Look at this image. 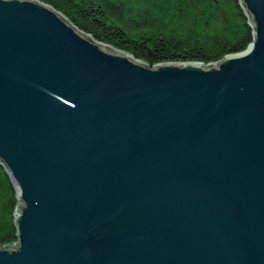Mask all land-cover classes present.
<instances>
[{
    "label": "water",
    "instance_id": "1",
    "mask_svg": "<svg viewBox=\"0 0 264 264\" xmlns=\"http://www.w3.org/2000/svg\"><path fill=\"white\" fill-rule=\"evenodd\" d=\"M214 61H150L0 0V264H264V0Z\"/></svg>",
    "mask_w": 264,
    "mask_h": 264
},
{
    "label": "trees",
    "instance_id": "2",
    "mask_svg": "<svg viewBox=\"0 0 264 264\" xmlns=\"http://www.w3.org/2000/svg\"><path fill=\"white\" fill-rule=\"evenodd\" d=\"M96 39L150 61L182 57L217 61L252 38L236 0H43ZM15 188L0 161V244L18 239Z\"/></svg>",
    "mask_w": 264,
    "mask_h": 264
}]
</instances>
